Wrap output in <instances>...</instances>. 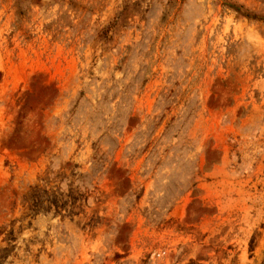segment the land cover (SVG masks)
Masks as SVG:
<instances>
[{
  "label": "rangeland",
  "instance_id": "rangeland-1",
  "mask_svg": "<svg viewBox=\"0 0 264 264\" xmlns=\"http://www.w3.org/2000/svg\"><path fill=\"white\" fill-rule=\"evenodd\" d=\"M264 0H0V264H261Z\"/></svg>",
  "mask_w": 264,
  "mask_h": 264
},
{
  "label": "trees",
  "instance_id": "trees-1",
  "mask_svg": "<svg viewBox=\"0 0 264 264\" xmlns=\"http://www.w3.org/2000/svg\"><path fill=\"white\" fill-rule=\"evenodd\" d=\"M241 10H242L241 8H236V9H235V11H236L237 13H239V15H241V16L247 18V19L258 20V21H260V20H261V21H264V18H259V17H256L255 15H249L248 13H242ZM261 264H264V258H263Z\"/></svg>",
  "mask_w": 264,
  "mask_h": 264
}]
</instances>
